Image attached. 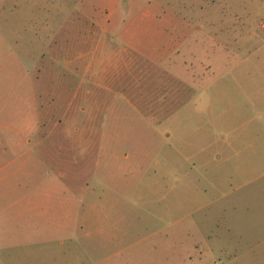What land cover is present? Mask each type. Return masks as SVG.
<instances>
[{
  "label": "rangeland",
  "instance_id": "1",
  "mask_svg": "<svg viewBox=\"0 0 264 264\" xmlns=\"http://www.w3.org/2000/svg\"><path fill=\"white\" fill-rule=\"evenodd\" d=\"M174 1L0 0V264H264V0Z\"/></svg>",
  "mask_w": 264,
  "mask_h": 264
},
{
  "label": "crops",
  "instance_id": "2",
  "mask_svg": "<svg viewBox=\"0 0 264 264\" xmlns=\"http://www.w3.org/2000/svg\"><path fill=\"white\" fill-rule=\"evenodd\" d=\"M112 1V0H110ZM205 2V3H215L216 6L222 0H175L174 2L177 4L179 2ZM191 8V7H190ZM220 12L222 14V8L221 6ZM199 9V10H198ZM203 8L201 6L196 7L195 10H198V13H195L196 15H200V17H214V13H209V11ZM217 10V9H216ZM190 14H187L185 10H178V7L174 8V10H164L162 6H155L154 10L152 12H146L142 14H137L135 16H132V22L130 24H126L124 26H121V39L124 40L123 46L131 45L133 49H135L137 52L142 53L146 56H148V53L151 57H155V53L157 52V57L164 53L162 51L161 45H168V42L170 40L173 42L175 40H178L177 37L173 36L170 37L169 35H183L180 38V42H183L186 38V35L191 34L192 31L195 30H201L203 27H196L194 29L193 26L190 23L189 19L191 15H193V11H188ZM220 15V14H219ZM223 15V14H222ZM218 17V13L217 16ZM149 24V25H148ZM191 26V27H190ZM93 30H97L96 33H102L105 35H114L116 33V26L111 25H98L93 26ZM153 34L152 38H149L148 42L145 43V34ZM111 39H114L111 37ZM144 42V43H143ZM153 44H158V46L153 49L151 46ZM145 45V46H144ZM147 51V52H145Z\"/></svg>",
  "mask_w": 264,
  "mask_h": 264
}]
</instances>
